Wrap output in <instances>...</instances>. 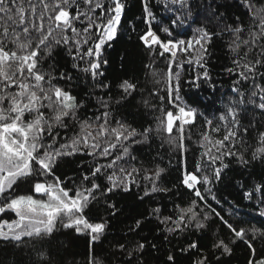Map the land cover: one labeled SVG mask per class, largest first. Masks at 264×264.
<instances>
[{
	"label": "snow or ice",
	"instance_id": "obj_1",
	"mask_svg": "<svg viewBox=\"0 0 264 264\" xmlns=\"http://www.w3.org/2000/svg\"><path fill=\"white\" fill-rule=\"evenodd\" d=\"M140 3L136 19L145 27L138 40L150 61L147 83L156 87L131 77L113 81L106 72L114 42L135 31L128 26L127 0H0V241L20 249L22 258L13 264H58L53 244L61 235L86 239L87 264H144L149 252L161 250L146 228L168 244L180 236L189 241L175 252L165 247L163 264L189 253L191 264H225L241 243L245 264H264V171L252 182L255 167L264 168V0ZM217 41L232 86L204 113L181 96V74L192 70L184 83L197 89L209 83L210 49ZM156 60L164 70L153 69ZM209 86L215 91V84ZM129 107L161 115H154V126L138 130ZM198 116L202 151L190 168L185 129ZM221 130L220 138L210 135ZM155 137L179 158L178 183L170 187L166 168L146 167L133 152ZM66 164L75 165L71 177L60 172ZM232 182L256 209L260 227L233 219L240 215L238 204L218 198V186ZM181 189L187 199L173 201L168 214L158 201L129 213L108 256L94 255L93 246L109 239L112 222L125 216L116 196L134 194L145 204ZM8 214L14 218L3 219ZM195 234L210 243L191 239Z\"/></svg>",
	"mask_w": 264,
	"mask_h": 264
},
{
	"label": "trees",
	"instance_id": "obj_2",
	"mask_svg": "<svg viewBox=\"0 0 264 264\" xmlns=\"http://www.w3.org/2000/svg\"><path fill=\"white\" fill-rule=\"evenodd\" d=\"M127 2L129 6L126 13V18L129 22L128 26H134L135 31H126L116 42H114V48L108 51L110 64L108 69H106V72L109 79L113 81L118 78L131 77L136 78L139 84H146V87H156L151 83H147L150 80V76L148 71L145 70V65L150 61L145 55L138 40V36L142 33L145 27L140 20L136 19L141 14L140 0H127ZM154 10L157 11L158 18L163 16V9L160 8L159 5H157ZM155 27L156 26L153 25L154 29ZM195 27L196 26L193 25V32ZM160 35L162 39L166 38L163 33H160ZM210 51L213 52V55L208 61L209 73L212 77V80L209 83H204L199 89H197L194 86L184 83L186 79H192V70L182 72L181 74V96L186 104L196 106L200 112L204 113H207L212 108L213 100H220L221 97L229 92L232 86L231 78L223 71L224 65L228 64L229 61L224 58V54L221 51L218 41L214 43V46L210 49ZM122 56L125 57L123 62L121 60ZM122 63L124 64L123 68H121ZM164 67L165 65L162 60H156L153 64L154 70H164ZM196 71L200 70L196 69ZM209 84H215V91L209 86ZM158 87L163 88V84ZM81 91H84V89H81ZM139 100L140 97L137 96L136 101ZM136 101H133V104H135ZM197 101L199 102L198 104L196 103ZM216 106L219 107L221 105L217 104ZM163 107L171 110L168 108L166 101ZM127 111L134 114L129 115L128 119L138 130H141L142 127L149 125L154 126V115H161L160 112H156L154 115L150 114L149 111L145 109H140L138 111L136 107H129ZM89 114L91 113L89 112ZM215 123L216 121H214V124ZM203 131V120L199 116L195 126L191 129L186 126L185 143L188 147L187 159L190 168H192L195 162L200 158V153L202 151L200 148V134ZM222 134L223 130H221L219 134L210 133L213 138H220ZM133 152L137 156L138 160L142 161L146 167H155L156 165H159L160 167H164L168 170L167 179L164 180L165 186L170 187L178 183L177 178L179 176V172L177 169L180 166L179 158L173 151L172 147L166 142H162L160 137L153 138L148 144L136 145ZM170 161L171 163H169ZM74 169V164H66L63 168H61L60 172L67 173V176L71 177L73 176ZM254 171L257 175L252 182H258L259 174L264 171V168L255 167ZM235 175L237 180L240 179L238 173ZM69 186L71 185L69 184ZM218 187L220 188V191L217 193L218 198L223 197L229 201L234 200L239 206L240 215L233 216V219H251L254 226L260 227L261 218L256 216V209L249 203V201L240 199V193L242 190L234 182H232L231 187H227L225 184H221ZM19 191L21 194H25L27 193L28 188L27 186H23ZM115 199L119 201L120 206L125 212V216L119 217L118 223L116 221L112 222L113 227L111 235L107 241H104L102 245L93 246L94 255H97L100 258L107 257L114 247L115 241L121 239L125 223L130 222L126 220V216L129 213L135 215L137 212L144 211L145 208L151 207L158 201L160 204L167 205L165 214H168L173 208V201H175V203H180L182 199H187V195L184 193V190L181 189L175 196L170 193L166 195L158 194L156 201L145 204H138L135 195L129 193H124L122 196H116ZM224 207L228 208L229 205L225 203ZM12 218L14 217H12L11 214L3 217V219ZM240 226L248 227L249 225L241 224ZM149 227H154V225H150ZM144 234L148 235L150 240H153V237H155L153 242L161 246V250L159 252H149L148 255L144 257V264H163L165 247L171 248L175 252L176 249L185 246L189 242L186 237L180 236L178 239H174L171 244H168L160 239L157 233L149 232L147 228L145 229ZM191 239L197 240L204 245L210 243L208 240L200 241L198 234L192 235ZM57 248L59 252L57 257L58 264L61 260L63 264H87L88 247L84 237L61 235L59 241L54 242L53 244V249L55 250ZM18 252H20V249H13L11 246H6L5 242L0 241V261H3V264H13L14 259L22 258L16 255ZM246 257L247 249L241 243L234 248L233 256L228 258L225 261V264H245ZM192 259H194V253H189L188 255L177 254L176 264H191Z\"/></svg>",
	"mask_w": 264,
	"mask_h": 264
}]
</instances>
